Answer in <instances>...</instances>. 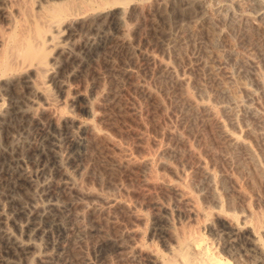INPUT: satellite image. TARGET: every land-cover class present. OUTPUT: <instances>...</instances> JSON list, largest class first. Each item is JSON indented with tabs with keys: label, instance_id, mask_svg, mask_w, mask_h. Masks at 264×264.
<instances>
[{
	"label": "bare ground",
	"instance_id": "1",
	"mask_svg": "<svg viewBox=\"0 0 264 264\" xmlns=\"http://www.w3.org/2000/svg\"><path fill=\"white\" fill-rule=\"evenodd\" d=\"M0 264H264V0H0Z\"/></svg>",
	"mask_w": 264,
	"mask_h": 264
},
{
	"label": "rangeland",
	"instance_id": "2",
	"mask_svg": "<svg viewBox=\"0 0 264 264\" xmlns=\"http://www.w3.org/2000/svg\"><path fill=\"white\" fill-rule=\"evenodd\" d=\"M153 222H150V224H149V228L147 229V234H145V237H146V240H147V242H149L150 241V237H152V234L153 233H155V224H152ZM159 225L161 226V227H165V228H167L168 227V223H167V221H165V220H160L159 221ZM159 226V227H160ZM114 250V245L113 244H111V243H109V244H106L105 246H104V248H103V253L104 254H109V253H111L112 251Z\"/></svg>",
	"mask_w": 264,
	"mask_h": 264
}]
</instances>
